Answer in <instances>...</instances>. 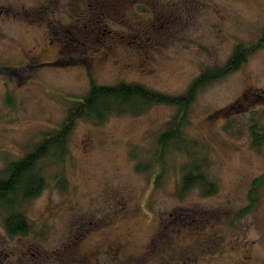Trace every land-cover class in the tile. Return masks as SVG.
<instances>
[{
	"label": "rangeland",
	"instance_id": "rangeland-1",
	"mask_svg": "<svg viewBox=\"0 0 264 264\" xmlns=\"http://www.w3.org/2000/svg\"><path fill=\"white\" fill-rule=\"evenodd\" d=\"M263 33L264 0H0V175L61 128L92 79L181 95ZM177 112L79 120L65 161L44 162L48 185L23 204L38 235L8 236L0 213V264H264V185L258 208L242 212L264 175L251 133L264 131V46L190 108L186 131L208 157L211 196H179L186 158L158 187L155 173L137 171Z\"/></svg>",
	"mask_w": 264,
	"mask_h": 264
},
{
	"label": "trees",
	"instance_id": "trees-1",
	"mask_svg": "<svg viewBox=\"0 0 264 264\" xmlns=\"http://www.w3.org/2000/svg\"><path fill=\"white\" fill-rule=\"evenodd\" d=\"M264 46L262 38L251 44H241L224 66L206 68L181 95H170L149 89L143 84L120 82L116 85H102L91 81L86 96L69 101L66 118L59 129L46 132L39 143L24 156L11 161L3 169L0 177V213L6 216L5 229L14 236L38 235L32 221L23 213V204L37 199L46 189L47 177L44 162L62 165L66 159L68 139L79 120H87L96 125L106 123L115 116H140L155 105H168L178 108L177 114L157 138V146L137 165V171L155 173V187L171 168L176 157L186 158L181 167L179 196L186 195L194 188L203 189L205 196L216 193L217 185L212 181L208 157L198 151V141L187 134L188 116L192 104L201 89L238 71L257 49ZM252 128L253 145L264 149V131ZM133 158L139 160V154L133 150ZM178 159V158H177ZM145 160V161H144ZM264 185V175L253 180L249 192L250 204L243 214L258 208L260 192Z\"/></svg>",
	"mask_w": 264,
	"mask_h": 264
},
{
	"label": "flooded vegetation",
	"instance_id": "flooded-vegetation-1",
	"mask_svg": "<svg viewBox=\"0 0 264 264\" xmlns=\"http://www.w3.org/2000/svg\"><path fill=\"white\" fill-rule=\"evenodd\" d=\"M2 176V173H1V175H0V177ZM2 218H3V220H2V223H3V225H2V229L4 230V232L8 235V236H10L9 234H8V232L6 231V229H5V221H6V216H4V214H2V216H1ZM10 237H12V236H10ZM16 237H26V236H14L13 238H16ZM29 237V236H28Z\"/></svg>",
	"mask_w": 264,
	"mask_h": 264
}]
</instances>
